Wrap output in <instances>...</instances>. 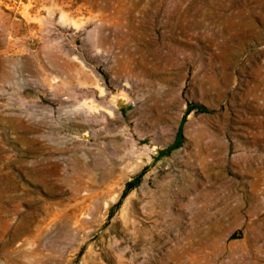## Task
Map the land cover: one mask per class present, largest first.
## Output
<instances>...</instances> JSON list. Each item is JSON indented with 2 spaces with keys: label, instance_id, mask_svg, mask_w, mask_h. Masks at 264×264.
Listing matches in <instances>:
<instances>
[{
  "label": "rangeland",
  "instance_id": "374dc122",
  "mask_svg": "<svg viewBox=\"0 0 264 264\" xmlns=\"http://www.w3.org/2000/svg\"><path fill=\"white\" fill-rule=\"evenodd\" d=\"M244 255L264 264V0H0V264Z\"/></svg>",
  "mask_w": 264,
  "mask_h": 264
},
{
  "label": "bare ground",
  "instance_id": "6f19581e",
  "mask_svg": "<svg viewBox=\"0 0 264 264\" xmlns=\"http://www.w3.org/2000/svg\"><path fill=\"white\" fill-rule=\"evenodd\" d=\"M123 107V106H122ZM82 126H85L84 124H81ZM257 185V182H254L253 183V186H254V188H255V186ZM191 188L190 187H187V186H183L182 188H181V191H180V193L181 194H186L187 192H189V190H190ZM168 192V191H167ZM167 195V194H166ZM189 207L191 208V201H190V203H189ZM233 210H236V207H233L232 208ZM222 211H223V213H225L226 212V210H224V209H222ZM250 219V224H253V222H255V219H254V215L253 214H250V217H249ZM253 227H254V225H253ZM253 227L251 226L249 229H253ZM248 229V230H249ZM251 230H249L248 232H247V237H251V235H252V231L250 232ZM253 240V238L251 237L250 238V241H252ZM251 255H253V253L251 252ZM237 263L238 264H251L252 263V261L250 260L249 261V258L246 256V255H244V256H241L238 260H237Z\"/></svg>",
  "mask_w": 264,
  "mask_h": 264
}]
</instances>
